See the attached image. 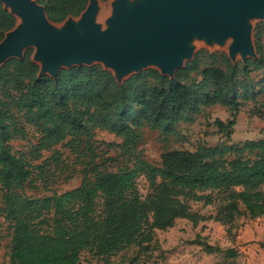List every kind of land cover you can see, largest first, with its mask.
Here are the masks:
<instances>
[{
    "label": "trees",
    "instance_id": "16d2710c",
    "mask_svg": "<svg viewBox=\"0 0 264 264\" xmlns=\"http://www.w3.org/2000/svg\"><path fill=\"white\" fill-rule=\"evenodd\" d=\"M37 1L51 20L63 21L79 15L89 0ZM16 21L0 2V35ZM252 66L264 68V54L234 63L223 52L202 49L174 78L148 68L120 83L101 64L65 67L55 76L40 74L31 49L6 60L0 66V180L5 190L0 213L12 225V264H84L85 250L112 255L133 243L146 251L159 241L157 229L174 226L180 217L195 226L213 219L230 231L240 215L264 216V137L167 149L159 163L138 153L144 126L177 133L180 121L214 104L231 111L227 122L215 119L219 131L230 136L243 102L255 96L249 84ZM244 69L248 79L240 75ZM192 71L200 78L180 79ZM31 125L38 142L30 156L17 154L11 141L28 135ZM96 129L121 136L119 146L133 164L118 170L95 168L92 174L85 168L74 188L43 196L26 193L25 183L43 168L33 159L44 148L68 139L71 146L91 151V164L97 155L92 140ZM139 174L148 181L144 195ZM215 190L219 195L212 194ZM192 199L204 205L219 199L220 204L216 213L204 214L191 207Z\"/></svg>",
    "mask_w": 264,
    "mask_h": 264
},
{
    "label": "rangeland",
    "instance_id": "374dc122",
    "mask_svg": "<svg viewBox=\"0 0 264 264\" xmlns=\"http://www.w3.org/2000/svg\"><path fill=\"white\" fill-rule=\"evenodd\" d=\"M99 3L109 7L110 0H97ZM82 13L77 16H69L63 21H53L55 25L63 28L67 20L77 19L79 21ZM96 21H99L96 18ZM17 19V25L20 23ZM251 26V42L253 51L245 55L238 52L235 56L230 53V46L234 41L233 36H227L224 40L227 44H211L220 42L213 39L208 41L200 33L204 44L193 48L189 57H186L175 73L170 74L162 71L153 62L140 68H134L121 77H116L118 82H123L134 73L141 72L148 68H156L163 75L174 78L178 69L185 67L188 61L195 58L198 51L205 49L211 53L223 52L234 62H245L248 59L258 58L264 54V14L252 15L248 19ZM108 25V24H107ZM61 28V29H62ZM6 30L0 35V41L6 36ZM81 31H83L81 29ZM223 40V41H224ZM211 42V43H210ZM32 50L35 55L36 45L30 44L24 48ZM4 63V62H3ZM39 63V62H38ZM2 62L0 63L1 66ZM93 64H101L107 69L116 71L113 66L104 59H96ZM40 65V63H39ZM247 78V71L244 69L241 74ZM253 81L249 84L253 86L252 92L255 96L244 101L236 116V123L233 126L230 136L219 131L215 123L216 118H221L225 122L231 118V111L224 105L214 104L203 107L201 110L192 112V118L182 120L177 125V133L164 134L158 128L144 126L142 137L138 143V153L154 162L161 161L162 153L167 149L183 148L194 150L199 144L205 143L216 145L218 143H241L246 139H258L264 137V68H254L249 74ZM193 78H200L197 71H192L182 81L190 82ZM30 132L26 136L17 137L11 141L13 150L17 154L30 156L33 144L38 142V132L31 125ZM96 156L91 164V151H83V146L75 148L68 143V139L42 149V155L33 159L35 163L43 165L41 171L35 169L32 177L25 183L26 193L32 196H43L57 192H62L78 186L84 175V169L88 168L90 174L98 170H118L127 162L133 164V157H128L122 153L119 143L122 137L104 129H96L92 138ZM232 156V155H230ZM132 158L131 161H128ZM94 168V169H93ZM138 186L142 194L148 190V181L143 174L137 177ZM4 187L0 180V205H3ZM220 192L213 191L214 196ZM191 207L204 214L216 213L220 200L213 204L204 205L202 201L190 200ZM213 219L200 221L196 226L188 219L176 221L174 226L165 230H158L156 236L158 242L152 243V248L146 251H138L136 243L125 247L118 253L112 255H94L88 250L82 252L84 264H264V216L251 218L240 215L233 223L232 229ZM208 242L213 247L207 250L205 243ZM12 225L6 220L3 213H0V264H12L11 262Z\"/></svg>",
    "mask_w": 264,
    "mask_h": 264
},
{
    "label": "water",
    "instance_id": "95a60500",
    "mask_svg": "<svg viewBox=\"0 0 264 264\" xmlns=\"http://www.w3.org/2000/svg\"><path fill=\"white\" fill-rule=\"evenodd\" d=\"M0 2L17 19L22 17L0 41V63L23 57L24 48L35 44L32 58L40 63V74L53 76L62 68L92 65L96 59L111 64L117 78L151 62L174 74L191 55L188 41L197 33L208 41L233 36L231 55H245L253 51L248 19L264 14V0H148L147 7L121 1L102 27L96 21L98 1L89 0L78 25L69 19L58 29L37 0Z\"/></svg>",
    "mask_w": 264,
    "mask_h": 264
},
{
    "label": "bare ground",
    "instance_id": "6f19581e",
    "mask_svg": "<svg viewBox=\"0 0 264 264\" xmlns=\"http://www.w3.org/2000/svg\"><path fill=\"white\" fill-rule=\"evenodd\" d=\"M121 1H125L129 7H131L135 3H140L146 7L148 6V0H110L109 1V7L104 5V3L98 2V10H97L96 18L102 27H105L108 24L114 7L117 4H119ZM19 19H20V21H22V17L20 15H19ZM73 21H74L75 25H78L77 19H74ZM56 28L60 29L61 25H57ZM188 43H189L188 45L190 47L195 48L196 46L201 45V43L204 44V40L201 36L194 34L189 39ZM211 44H222L223 46H225L227 44V41L224 40L222 42H212ZM40 62H41V60H40Z\"/></svg>",
    "mask_w": 264,
    "mask_h": 264
},
{
    "label": "crops",
    "instance_id": "0c3cea01",
    "mask_svg": "<svg viewBox=\"0 0 264 264\" xmlns=\"http://www.w3.org/2000/svg\"><path fill=\"white\" fill-rule=\"evenodd\" d=\"M180 219H184L183 217H180V218H178L176 221H178V220H180ZM158 230H163V229H157V231Z\"/></svg>",
    "mask_w": 264,
    "mask_h": 264
}]
</instances>
